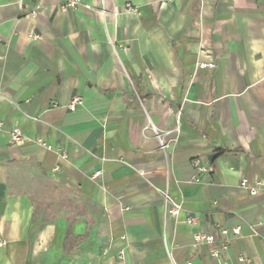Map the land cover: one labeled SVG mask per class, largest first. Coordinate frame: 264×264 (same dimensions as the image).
<instances>
[{
    "label": "crops",
    "instance_id": "1",
    "mask_svg": "<svg viewBox=\"0 0 264 264\" xmlns=\"http://www.w3.org/2000/svg\"><path fill=\"white\" fill-rule=\"evenodd\" d=\"M64 1L0 0V264H215L236 226L221 258L264 262V0ZM149 119L180 125L168 161Z\"/></svg>",
    "mask_w": 264,
    "mask_h": 264
},
{
    "label": "built area",
    "instance_id": "2",
    "mask_svg": "<svg viewBox=\"0 0 264 264\" xmlns=\"http://www.w3.org/2000/svg\"><path fill=\"white\" fill-rule=\"evenodd\" d=\"M173 0H162L163 3H170ZM83 4L82 0H66L59 4V8L61 10H69V9H76L79 5ZM86 7H91L90 5H85ZM138 8L134 6L131 3H127L125 6L124 11L127 12H135ZM38 13V9L34 8L30 11V15L36 16ZM31 37L38 38V34H31ZM198 67H214V63H207V62H198ZM81 104H83V97L79 94H75L72 96L70 102L68 103V108L72 111H75ZM4 129V120L0 117V134L3 132ZM146 129H151L154 133V137L158 141L159 148L161 152L163 153L165 160L168 161L169 158V148L173 141L176 140L179 132H180V125L178 124L173 129H159L150 119L148 120ZM9 136V142L13 145H23L27 142V135L24 133L22 128L18 125H14L10 128L8 131ZM35 142H37L39 145L47 148V149H54L52 144L47 142L44 138L37 137ZM58 152L61 154L63 158L67 156L66 151L62 148H56ZM194 166L197 168V172H204L208 173L210 172V165L204 164L201 162L200 159L194 160ZM56 170L59 169L57 166L55 168ZM101 174V171H97L92 175V178H96ZM241 186L246 188L252 195H255L259 193V191L263 188L264 182L262 180H255L253 183L249 181L248 178H243L241 180ZM162 196L164 199V206H165V217L166 218H177L182 208L181 206L172 198L171 194L168 190L162 191ZM186 222L189 224H195L197 222V218L195 216H188L186 219ZM257 232L256 230H254ZM220 235L222 237L221 242L219 245L214 247L211 251L212 256L215 258L216 263L215 264H231L228 261L223 260L221 257V254L224 250H226L229 246V242L227 239V235L232 232L234 235H239L241 233V227L236 226L233 228H227V227H220L219 228ZM195 237V243H214L216 242V236L213 233H206V232H196L194 234ZM6 243V240L0 236V245ZM121 258H124L125 253L124 250L120 251ZM179 264H193L191 260H188L183 263ZM237 264H264V262L255 260L251 257H248L244 254H240L238 256V263Z\"/></svg>",
    "mask_w": 264,
    "mask_h": 264
},
{
    "label": "water",
    "instance_id": "3",
    "mask_svg": "<svg viewBox=\"0 0 264 264\" xmlns=\"http://www.w3.org/2000/svg\"><path fill=\"white\" fill-rule=\"evenodd\" d=\"M217 156V153H213L209 156V159L213 161V159Z\"/></svg>",
    "mask_w": 264,
    "mask_h": 264
}]
</instances>
